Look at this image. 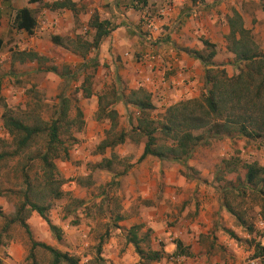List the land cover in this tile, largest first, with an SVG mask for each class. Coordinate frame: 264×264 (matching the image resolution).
Masks as SVG:
<instances>
[{"label":"rangeland","instance_id":"rangeland-1","mask_svg":"<svg viewBox=\"0 0 264 264\" xmlns=\"http://www.w3.org/2000/svg\"><path fill=\"white\" fill-rule=\"evenodd\" d=\"M89 36L87 26H77V33L60 37V46L49 43L50 35L46 34L40 38L39 43L24 49L42 56L38 62L13 63L8 60L10 55L0 59V152H11L12 149L11 139L2 129L1 115L4 111L25 125H38L48 123L54 117L61 98L66 100L68 106L59 132L60 139L67 147L68 157L53 162L60 185L55 184L52 188L56 186L57 191L61 192L59 199H53L48 189L42 186L37 161L26 159L43 149L44 134L35 137L25 152L0 162V246L6 244L4 238L21 242L24 258L28 253V243L23 229L13 223L3 231L4 221L20 206L24 194H27L31 202L46 206L48 219L62 232L61 241H55L45 223L26 206L21 215L25 218L31 238L77 258L78 264H112L102 256L103 247L110 238H115L124 247L123 234L131 225H142L138 233L140 237L149 230L148 243H140L142 249L150 248L154 232L157 238H168L169 243H174L179 241V237L173 238V232L177 236L189 237L197 228L180 224L182 219H171L174 214L170 211L171 204L162 178L161 183L157 181L156 188H151V191L148 190L147 179L140 181L138 185L145 186L144 191L147 195L150 193V198L137 196L131 202L129 211H122L124 204L132 198L131 193L127 192L129 184L125 176L138 164L137 158L144 143L143 137L129 130L128 121L131 120L133 124L136 110L118 99L120 95L127 96L134 91L128 83L131 74L134 78L135 70L122 64L110 45L99 47L96 51L90 50L82 61L79 57L81 49L75 43L77 40H88ZM251 38L259 49L254 36L251 35ZM74 48L78 49L75 53ZM92 59L95 60L94 64ZM51 67L56 72L48 71ZM86 88L90 91L88 98L82 95V89ZM92 96H96V103ZM98 98L100 107L107 105L115 110L117 116L113 128H110L107 118H97ZM155 98L150 112L154 120L167 107L157 105L159 100ZM120 133L126 135L122 143L102 151L97 149L102 141L115 140ZM206 140L205 144H199L193 149L185 162L151 158V164L153 161L156 163L159 174H163L170 164L184 176L188 184L196 180L204 188V191L197 190L196 193L205 201L212 199L210 186L215 182L222 192L218 193V200L223 199L234 212L242 216L251 229L250 233L246 232L235 223L236 239L233 240L242 251L235 253L228 251L224 244L231 239L227 229L198 222L196 226H199L197 231H200V238L195 243H199L200 250L196 252L192 263L250 264L252 255L247 249V242L251 237L247 233H253L256 238L264 234L253 228L255 220L264 219V173L258 175L255 185L243 187L240 185L244 172L241 167L254 164L264 168V133L260 139L252 140L238 136H233L229 141L212 137ZM103 159L109 161L108 168L95 167ZM23 176L28 178L30 191L23 184ZM192 214V211L187 213L186 219ZM147 215L155 221L152 229L151 225L140 222V218ZM117 217L123 219L115 221ZM183 227L178 233L177 230ZM239 238H244V246L239 244ZM161 242V247L167 245ZM201 252L204 253L202 260L199 256ZM33 256L39 264L49 263V255L42 249L35 248ZM24 258L21 264H28ZM165 258L169 264L170 258L174 257L166 255ZM5 259L7 255L1 254L0 264H6ZM258 262L264 264L261 259ZM155 263L138 261V264Z\"/></svg>","mask_w":264,"mask_h":264},{"label":"crops","instance_id":"crops-1","mask_svg":"<svg viewBox=\"0 0 264 264\" xmlns=\"http://www.w3.org/2000/svg\"><path fill=\"white\" fill-rule=\"evenodd\" d=\"M55 1L60 0H39L37 3H29L28 0H0V59L10 55L8 60L10 59L13 63L21 64L28 62H20L15 59L17 54L21 52L23 54H35L38 58H43L35 52L24 51V49L28 45L33 46L39 43L40 38L46 34L50 35L49 43L61 46L60 37L66 34L77 33V26L83 28L87 26L88 28L91 19L97 17L100 21H107L111 29L108 35L102 39L98 48L110 45L119 56L122 64L125 63L127 64L126 66H130L135 70L134 78L133 74L129 77L130 83H128V86L132 90H137L135 82L139 79L140 72L131 57H138L140 54L151 49L142 40L138 31L141 25L140 10L132 9L129 6V0H70L73 3L71 10L50 9L47 7V5ZM164 1L146 0V5L144 6L153 10L163 5ZM22 8L28 9L35 19V27L30 35L14 30L11 25L16 10ZM232 11H235L240 16L242 28L248 30L254 36V40L259 45L260 51L264 54V0H172L169 12L157 23L159 29L153 35L155 37L158 36L155 50L161 55L163 61L168 59L169 56L174 58V69L166 77V85H159L158 78H154L153 90L148 93L149 88L144 89V92L149 95L152 106L154 105V97L159 100L157 105L166 107L177 100L195 99L205 93L206 86L204 84L203 65L198 60L181 51L184 48L200 53L204 52L202 40H205L214 48L215 53L211 62L224 69L227 77L235 74V69L229 65L232 55L226 51L225 40L229 32L227 18L231 15ZM53 23L54 25L51 26ZM52 38H57V43H54ZM86 41L89 42L90 38L88 37ZM75 45L79 47V44L75 43ZM15 47L17 48L15 49ZM14 50L16 51L14 52ZM94 63L95 60L92 59V64ZM183 79H188V81H184L182 84L181 80ZM92 98L95 100L94 103H96V96H92ZM222 138L226 141L231 139L228 137ZM151 158L145 157L126 174L125 180L129 184L127 192L131 193L132 198L129 199L127 204H124L122 211L128 212L131 202L137 196H140L142 199L150 198V193L147 195L144 191L145 186L138 185L140 181L147 179L148 190L151 191V188L153 190L156 188L157 181L161 183L162 178L166 185L165 190L168 192V199L171 204L170 211L174 214V217L171 219H182L183 222H180V224L184 223V226L188 224L189 227L197 228L193 230L194 234L189 237L177 236V233L173 232L172 237H179L181 245L184 248L186 247L185 250L188 253L186 257L175 255L174 243H169L168 238H157L155 232L152 234L149 249L152 251L161 250L165 256L170 255L177 258L181 264H193L192 260L195 259L196 252L200 250L199 243H195V240L200 238V231H197L199 226H196V224L201 221L206 223L207 226L215 224L219 229L221 227L227 229V233L229 235L231 233L230 236L228 235L231 239L228 242H224L228 247V251L242 253L234 243L236 239V236H234L235 219L225 210L223 199L218 200V193L222 192L216 183L214 182L210 186L212 199H209V201L202 200L200 194L197 195L196 191H204V188L196 180H192L188 184L184 176L180 175L178 170L170 164L163 174H159L156 163L153 161L151 164ZM191 211L193 214L186 219L187 213H191ZM122 217L120 218L123 219ZM131 220L134 219L132 218ZM259 220L264 219H257L253 223V228L257 232L259 230L256 226ZM140 222L151 225V229L155 224L154 219L150 215L142 216ZM184 228L177 230V232L180 233ZM4 229L3 227V231L5 232ZM247 234L251 237L247 242V249L252 255L249 263L260 264L258 259L261 258L253 256V244L258 243L259 247L264 249V234L257 238L253 233ZM248 236L246 235V237ZM125 237L126 232L123 234L124 247L117 243L115 238H110L103 247L102 256L106 260H110L112 264H138L139 258L134 253L132 245L125 242ZM156 238L159 240H156ZM4 239L6 244L0 246V256L3 253L7 255V259H5L6 264H21L24 258L22 243L9 238ZM159 241H162L161 243L166 242L167 245L161 247ZM238 242L242 246L246 243L244 238H239ZM27 243L29 249L28 240ZM203 251L206 253L204 247ZM204 253H200V260L203 259L202 254ZM165 256L155 264H167L168 261ZM261 260L264 262V259Z\"/></svg>","mask_w":264,"mask_h":264},{"label":"trees","instance_id":"trees-1","mask_svg":"<svg viewBox=\"0 0 264 264\" xmlns=\"http://www.w3.org/2000/svg\"><path fill=\"white\" fill-rule=\"evenodd\" d=\"M38 1L28 0L29 3H37ZM133 1L129 0V6L138 10L137 6L133 5ZM137 3L144 6L146 0H137ZM47 7L71 10L73 3L70 0H60L52 2ZM227 24L229 32L225 38L226 51L233 56L229 65L236 71L231 77H227L224 69L211 62L215 53L214 48L202 40L204 52L200 53L184 48L181 51L203 65L204 84L206 86L204 94L195 99L182 100L167 106L163 114L155 120L150 115L153 106L149 95L144 90L137 89L129 92L127 96H119L118 99H122L124 105H129L136 110L133 124L131 120L128 121L129 130L144 138L137 163L145 157H152L159 161L185 162L190 158L193 149L199 144H205L208 137L216 139L238 136L248 140L261 138L264 133V54L253 43L250 32L242 28L240 16L235 11H232L227 18ZM11 25L14 30L30 35L35 27V19L28 9L22 8L16 10ZM87 29L90 31V41L77 40L76 42L81 49L80 57L82 60L88 51H95L102 39L111 31L109 23L100 21L97 17L91 19ZM52 41L57 43L58 40L52 38ZM73 51L77 52L78 49ZM15 59L20 62H38L41 58L35 54H23L21 52L17 54ZM48 71L56 72L54 67L48 68ZM82 95L84 98H88L90 96L89 89H82ZM97 102V118L101 116L107 118L110 128H113L117 116L115 110L108 108L107 105L100 107L99 98ZM67 110V102L61 98L54 117L48 123L38 125H25L6 111L1 115L2 129L10 137L12 149L11 152H0V162L25 152L35 137L44 134L43 149L26 159L37 161L42 186L48 189L53 199L61 197V192L57 191L56 188L60 185V181L56 179L53 162L56 159H67L68 157L67 147L59 137L61 123L66 118ZM205 135L206 137H204ZM125 136V134L120 133L115 140H104L97 149L102 151L106 148H112L122 143ZM108 164L109 161L103 159L95 167L107 169ZM241 168L244 172L240 185L243 187L255 185L258 175L264 173V168L254 164H245ZM23 178L24 186H26L27 191H30L28 178L26 176ZM55 184L53 189L52 186ZM22 199V203L15 209L13 215L4 221V228L7 229L11 224L17 223L23 229L29 242L25 261H28V264H39L33 256L34 249L39 248L49 255L48 264H78L77 258L44 243L35 242L31 238L25 218L21 215L26 206L29 211L34 212L45 223L55 241H61L62 232L48 219L46 206L31 202L28 200L27 194L22 195ZM223 205L225 210L234 217L236 225L250 233L251 229L247 227L242 216L234 212L225 201ZM120 220L121 218L117 217L115 221ZM141 229V224L130 226L126 231L125 242L132 245L134 253L141 263L161 260L165 256L161 250L152 251L148 247L145 249L140 247V243H148L149 241V230H146L141 237L138 236ZM174 245L175 255L188 256L187 251L178 240L174 242ZM253 251L255 258L264 259V249L259 247L258 243L253 244Z\"/></svg>","mask_w":264,"mask_h":264},{"label":"built area","instance_id":"built-area-1","mask_svg":"<svg viewBox=\"0 0 264 264\" xmlns=\"http://www.w3.org/2000/svg\"><path fill=\"white\" fill-rule=\"evenodd\" d=\"M171 3L172 0H165L163 5L152 10L149 7L142 6L141 4L137 3V0L133 1V5L137 6L138 10L141 12V25L139 26L138 30L139 34L142 40L146 42L148 46L151 47V49L140 54L138 57H130L137 65L138 71L140 72L139 79L135 82L136 89L144 90L149 88L148 93L153 90L152 88L154 78H158L159 85H166V77L172 73L174 69V58L169 56L168 59L163 61L161 55L155 50V46L157 45L158 41L157 37L153 35V33L159 29L157 23L169 12ZM53 25L54 23L51 26ZM184 81H188V79L181 80L182 84ZM176 102H179V100ZM176 102L172 104H175ZM256 227L259 231H264V220H259ZM169 264H181V262L177 260V258H170Z\"/></svg>","mask_w":264,"mask_h":264}]
</instances>
